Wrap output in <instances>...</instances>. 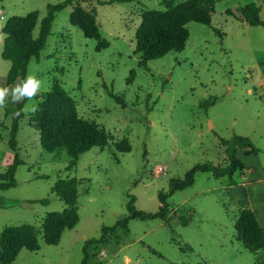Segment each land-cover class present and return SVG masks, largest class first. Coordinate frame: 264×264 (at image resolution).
<instances>
[{"label": "rangeland", "instance_id": "obj_1", "mask_svg": "<svg viewBox=\"0 0 264 264\" xmlns=\"http://www.w3.org/2000/svg\"><path fill=\"white\" fill-rule=\"evenodd\" d=\"M61 1L0 0V86L8 85L11 68L1 57V29L7 18L37 11L31 33L37 38L47 4ZM97 1L79 4L94 11L108 46L96 50L97 41L70 23L68 5L56 13L45 46L30 59L26 73L42 81L41 92L60 84L77 115L102 126L112 139L103 149L92 147L80 154L67 170L70 158L63 151H43L39 133L27 124L30 112L23 113L16 137L22 160L14 175L16 185L0 191L3 203H20L0 208V229L31 224L39 231L40 249H21L11 264H81L84 241L99 237L102 227L126 214L128 195L137 209L156 211L157 193L168 191L171 178H182L197 163L226 164L221 140L233 135L247 137L257 148L249 154L237 149L241 172L231 178L197 172L191 186L168 196L166 220L131 219L128 232L107 231L102 242L88 245L87 264H253L264 258V247L249 252L233 229L243 207L264 227V26L248 24L237 10L253 3L264 22V0L217 2L210 26L188 22L184 49L149 60L146 67L138 65L139 54L134 53L135 33L141 13L163 10L162 0ZM210 96L217 97L215 104L200 107ZM40 100L25 101L22 109ZM6 110L0 112V173L12 160ZM122 138L130 151L115 149ZM67 176L79 182L78 222L62 232L58 244L47 245L41 236L44 216L64 208L51 188ZM45 198L44 204L34 201ZM180 216L189 219L185 225Z\"/></svg>", "mask_w": 264, "mask_h": 264}, {"label": "trees", "instance_id": "obj_2", "mask_svg": "<svg viewBox=\"0 0 264 264\" xmlns=\"http://www.w3.org/2000/svg\"><path fill=\"white\" fill-rule=\"evenodd\" d=\"M120 0H98L99 4H108ZM175 1V2H174ZM221 0H162L164 9L144 10L141 13V22L136 29L134 53L139 54L138 65L146 67L149 60L159 58L171 51L184 49L188 39V22H197L210 26L211 15L215 4ZM80 0H63L55 4H47L46 12L40 21L39 34L32 38L31 33L38 19V12L32 11L26 15H13L7 18L1 32L4 35L1 57L11 63L6 80L8 85L16 77L26 74L27 65L30 59L36 56L45 46L46 39L50 34L51 24L58 11L71 5L69 21L79 28L86 38L97 41L96 50L106 48L108 41L102 38L98 24L95 20L93 10H85ZM243 21L250 25H262L264 22L259 17V8L253 4H246L237 9ZM227 14H233L227 10ZM219 36L223 32L214 28ZM133 75V72L130 74ZM51 91L40 92L36 98H40V111L36 114H28L27 124L39 133V144L45 152H64L69 158L66 169L70 170L76 165L78 156L92 147L103 149L112 139L102 126L97 123L80 118L74 108L69 94L58 83H55ZM217 101V97L210 96L202 100L200 107L207 108ZM25 102V101H24ZM24 102L15 104L8 108L6 113L11 116V126L7 145L12 152V160L0 173V191L8 190L16 185L14 178L15 171L22 160L18 155L17 132L23 114L13 118V112L22 110ZM226 148L228 162L224 165H215L210 162L197 163L188 169L182 178H171L168 191H159L157 198L158 209L154 212L139 210L135 207L134 197L128 195L129 199L125 204L126 214L120 217L114 225L101 228L99 237L89 238L82 246L81 264H87V247L90 243H99L104 240L107 231L116 228L128 232V222L131 219L166 220L169 214L167 198L175 191L183 190L191 186L197 172L210 173L215 178H231L236 172H241V161L236 156L238 148L249 149L256 153L257 148L244 136L233 135L228 140H221ZM115 149L121 152L130 151V146L124 139L114 143ZM78 179L76 177L59 178L51 188V192L63 202L64 208L61 211H49L42 221L41 236L45 244L56 245L59 242L62 232L72 229L78 222V208L76 205L78 197ZM39 203H47L48 199L34 200ZM20 203L13 201L3 203L0 197V208H7ZM185 225L188 218L178 217ZM236 240L241 242L249 252L256 253L264 247V227H262L253 211L249 208H241L233 224ZM39 231L31 224L16 226H5L0 229V264H11L21 249L36 252L40 249L38 240ZM180 250L186 251L184 247ZM197 264H206L200 263ZM253 264H264V258L255 259Z\"/></svg>", "mask_w": 264, "mask_h": 264}, {"label": "clouds", "instance_id": "obj_3", "mask_svg": "<svg viewBox=\"0 0 264 264\" xmlns=\"http://www.w3.org/2000/svg\"><path fill=\"white\" fill-rule=\"evenodd\" d=\"M42 81L35 73L29 72L17 78L12 85L0 86V112L6 110L9 104H20L33 101L41 92ZM51 91V89H48ZM40 111L39 104L26 105L24 109L13 112V118L20 117L25 112L36 114Z\"/></svg>", "mask_w": 264, "mask_h": 264}, {"label": "crops", "instance_id": "obj_4", "mask_svg": "<svg viewBox=\"0 0 264 264\" xmlns=\"http://www.w3.org/2000/svg\"><path fill=\"white\" fill-rule=\"evenodd\" d=\"M236 152H237V150H236ZM249 153H251L250 151H249V149H246V151H245V154H249ZM241 161V160H240ZM243 164V163H242ZM246 183H244V185H245V187H248V185H250V182L249 181H245ZM251 187V186H250ZM21 251V250H20ZM19 251V252H20ZM18 252V253H19ZM18 255V254H17ZM16 258V257H15ZM46 263V262H45ZM44 263V264H45ZM47 264V263H46Z\"/></svg>", "mask_w": 264, "mask_h": 264}]
</instances>
